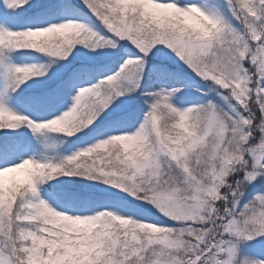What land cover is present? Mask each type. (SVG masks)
Wrapping results in <instances>:
<instances>
[{
	"label": "snow or ice",
	"instance_id": "obj_1",
	"mask_svg": "<svg viewBox=\"0 0 264 264\" xmlns=\"http://www.w3.org/2000/svg\"><path fill=\"white\" fill-rule=\"evenodd\" d=\"M0 264H264V0H0Z\"/></svg>",
	"mask_w": 264,
	"mask_h": 264
}]
</instances>
